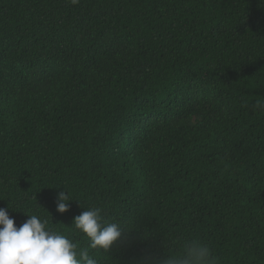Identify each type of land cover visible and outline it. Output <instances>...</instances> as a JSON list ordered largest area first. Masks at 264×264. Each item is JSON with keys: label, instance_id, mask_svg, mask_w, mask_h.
<instances>
[{"label": "trees", "instance_id": "obj_1", "mask_svg": "<svg viewBox=\"0 0 264 264\" xmlns=\"http://www.w3.org/2000/svg\"><path fill=\"white\" fill-rule=\"evenodd\" d=\"M256 101L264 0H0V207L97 264H163L192 240L264 264ZM91 207L123 227L107 251L73 223Z\"/></svg>", "mask_w": 264, "mask_h": 264}, {"label": "clouds", "instance_id": "obj_2", "mask_svg": "<svg viewBox=\"0 0 264 264\" xmlns=\"http://www.w3.org/2000/svg\"><path fill=\"white\" fill-rule=\"evenodd\" d=\"M253 107L264 112V101H256ZM69 201V193L59 191L56 211H69ZM102 212L101 207H91L76 215L73 223L87 236L92 249L107 251L122 238L123 227L105 220ZM26 215L28 219L17 227L8 208L0 207V264H97L87 249L78 252L75 242L51 229L47 219ZM163 264H218V259L207 244L192 240L185 243L182 254L168 255Z\"/></svg>", "mask_w": 264, "mask_h": 264}]
</instances>
